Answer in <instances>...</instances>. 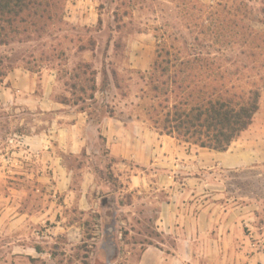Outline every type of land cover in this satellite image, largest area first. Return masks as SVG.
<instances>
[{"label": "crops", "instance_id": "crops-1", "mask_svg": "<svg viewBox=\"0 0 264 264\" xmlns=\"http://www.w3.org/2000/svg\"><path fill=\"white\" fill-rule=\"evenodd\" d=\"M99 2L67 0L65 19L95 28ZM99 49L100 42L81 48L66 77L59 65L22 63L0 83V110L46 119L18 137L16 155L30 162L37 192L51 199L44 213L30 214L19 201L2 204L1 250L34 264H122L121 256L123 264H264V224L247 204L222 200L210 177L264 164V132L243 138L252 124L217 152L155 133L141 115L105 112L114 103L100 94L118 89L111 77L107 91L101 88ZM82 65L95 73L94 96L65 103L83 94Z\"/></svg>", "mask_w": 264, "mask_h": 264}, {"label": "trees", "instance_id": "trees-1", "mask_svg": "<svg viewBox=\"0 0 264 264\" xmlns=\"http://www.w3.org/2000/svg\"><path fill=\"white\" fill-rule=\"evenodd\" d=\"M66 2L0 0V46L30 40L59 24ZM193 2L200 7L194 42L163 38L142 90L141 100L149 104L139 107L161 135L198 149L227 152L261 108L264 30L253 22L264 25V0L259 11L247 0H216L213 6ZM79 69L86 80L78 100L91 99L95 73L89 65ZM9 70L0 71V83Z\"/></svg>", "mask_w": 264, "mask_h": 264}, {"label": "rangeland", "instance_id": "rangeland-1", "mask_svg": "<svg viewBox=\"0 0 264 264\" xmlns=\"http://www.w3.org/2000/svg\"><path fill=\"white\" fill-rule=\"evenodd\" d=\"M197 1L209 6L216 2ZM247 1L257 11L263 6L262 0ZM199 11L200 7L193 0H100L98 26L78 28L65 19L64 9L62 22L59 24L50 26L45 32L33 34L30 40L23 37L21 41L0 46V71L22 63L36 68L42 65H59L65 76L72 67L71 62L76 63L78 60L81 48L94 49L100 42V64L103 63L106 75L101 88L104 92L107 91L111 77L113 86L118 89L117 93L100 94V101L110 99L114 103L113 109L105 112L113 113L117 107V111H127L133 116L141 115L143 121L155 133L160 134L154 129L152 122L146 120L145 112L139 107L140 104H149L141 100L142 90L146 88L156 48L164 37H176L180 42H194V32L198 30L195 18ZM253 24L258 30H264V25ZM236 55L237 53L230 54V57ZM80 96L81 93L77 92L68 100L77 101ZM32 115L16 117L0 110V209L5 202L11 207L14 202L19 201L22 208L30 214L44 213L51 202L49 195L37 192L38 184L32 175L30 162L20 163L16 155L18 137L32 133L36 124L46 121L43 117L36 118ZM42 126L37 130L42 129ZM263 132L264 90L260 112L251 129L242 137L257 140L258 135ZM211 173L212 181L222 191V200L232 198L247 204L264 224V164L230 172L216 169ZM43 226L35 232L49 228L48 224ZM147 234L152 235L148 231ZM2 243L0 238V260L5 259L8 264H34L28 259L5 255L1 250ZM138 257L139 253L133 260L137 261ZM125 261V256H121L119 262L123 264Z\"/></svg>", "mask_w": 264, "mask_h": 264}]
</instances>
